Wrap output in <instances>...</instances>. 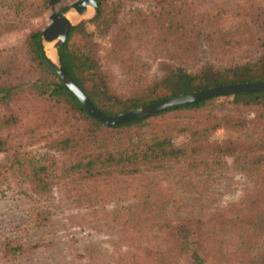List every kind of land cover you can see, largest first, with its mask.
<instances>
[{"label": "trees", "instance_id": "1", "mask_svg": "<svg viewBox=\"0 0 264 264\" xmlns=\"http://www.w3.org/2000/svg\"><path fill=\"white\" fill-rule=\"evenodd\" d=\"M47 1L0 0V35L29 28L19 45L0 51V193L13 183L27 197L32 227L49 220V196L56 184L93 192L94 198L102 188L124 193L131 200L112 210L111 220L145 240L121 254L127 264H167L180 257L202 261L204 244L224 233L235 237L236 264H264V91L218 95L105 125L83 109L45 61L40 29L30 22L43 14ZM175 2L149 14L135 7L131 19L112 33L110 53L127 75L143 64L133 55V44L174 62L126 97L113 91L85 22L70 26L56 47L59 67L97 110L116 115L163 97L264 81V10L259 5L240 7L237 22L224 27L215 13ZM98 13L97 6L94 17ZM111 18L97 27L110 26ZM227 55L230 60L224 61ZM21 70L36 76L23 79ZM23 92L43 102L28 124L16 110ZM224 96L230 98L218 100ZM219 128L233 135L209 140ZM177 136L184 140L174 143ZM227 157L249 178L241 199L207 215L179 213L182 195L196 192L192 178L227 166ZM178 188L177 198L169 201ZM3 245L4 255L23 250L16 240Z\"/></svg>", "mask_w": 264, "mask_h": 264}, {"label": "rangeland", "instance_id": "2", "mask_svg": "<svg viewBox=\"0 0 264 264\" xmlns=\"http://www.w3.org/2000/svg\"><path fill=\"white\" fill-rule=\"evenodd\" d=\"M73 1L58 0L54 9L59 12L61 8H64L60 12L64 16L73 12L76 16L70 20L72 25L80 21L85 22V29L92 33V38L97 46L98 62L106 72H109L111 86L116 94L123 97L131 95L138 88L147 85L155 76L162 74L166 67L174 65V62L158 57L148 49L133 44L132 53L141 58L143 64L135 74L127 75L125 69L119 66L117 60L110 53L112 33L120 22L131 19L135 7L149 14L157 11L161 6H167L171 0H96L99 11L96 17L94 16L97 6L92 8L87 5L86 13L80 15L69 8V4ZM175 1V4L178 5H183L185 2L193 11L215 13L224 27L234 25L237 22L236 11L249 3L259 5L264 10V0ZM48 13L49 7L47 5L41 16L31 19L30 27L41 30L47 23ZM108 16H113L110 21L114 23L112 22L113 24L106 27H97L96 24ZM28 31L29 28L25 27L1 34L0 51L19 45ZM45 46L42 45L43 48ZM53 50L56 58V50L54 48ZM18 51L16 52L20 56ZM223 59L224 61L230 60V56H224ZM21 71L19 75L23 79H33L36 76L35 73L28 74L24 70ZM20 96V100L16 103V110L18 109L17 112L25 121L24 123L28 124L35 113L41 110L43 102L39 99L30 98L25 92ZM229 98L230 96L218 97V100ZM231 135L233 134L229 130L219 128L210 133L209 140L220 141ZM183 140L184 136H177L173 141L178 144ZM37 146L34 145L29 148L33 149ZM2 155L0 152V159ZM226 161L227 166L211 171L208 175L192 178V182L197 184L196 192H193L192 195L188 193L182 195L183 203L179 213L186 215L191 212L193 215H207L241 199L249 184V178L230 163V157H227ZM181 187L185 190L189 188L188 185L186 188L185 184ZM178 192L179 188L175 190L174 195L168 196L169 201L173 202L177 198ZM130 200V197L114 189L106 191L105 188H102L101 191L95 192L94 198L93 192L81 193L79 190L68 189L56 184L52 187L49 196V220L43 226L32 227L28 223L29 202L27 197L13 183H10V187L5 188L0 193V264H127L130 261H121V254L126 249L135 246L136 240L140 241V244L145 240L143 234L139 232L123 231L119 223L111 220V211L119 209ZM169 211L173 212V209L170 207ZM133 236L135 240L133 238L132 241L128 240V237ZM218 238L222 242L220 252L216 249ZM218 238H212L204 244L200 252L202 261L194 262L188 258L180 257L166 263L236 264L235 237L231 233H224L223 235L219 234ZM8 239L21 243L23 250L13 255H4L3 244ZM142 262L157 264L156 261Z\"/></svg>", "mask_w": 264, "mask_h": 264}, {"label": "water", "instance_id": "3", "mask_svg": "<svg viewBox=\"0 0 264 264\" xmlns=\"http://www.w3.org/2000/svg\"><path fill=\"white\" fill-rule=\"evenodd\" d=\"M58 0H48L47 5L49 7V13L47 15L46 25L39 31V39L41 45L45 42H52L53 48L63 43L70 26L72 24L64 16V14L55 11L54 5ZM95 8L97 6L96 0H74L69 4V8H72L76 13L83 14L86 11V6ZM42 53L46 63L55 75L62 81V83L72 92L80 102L83 109L92 117L96 118L105 125H113L126 121L129 119H135L148 114L154 113L168 106L179 105L183 103H189L206 99L218 95L234 94L242 91H264V81H249L238 82L225 85H217L208 87L202 90L193 91L189 93L177 94L168 97L160 98L156 101L145 103L127 111L116 115H107L97 110L88 100L85 93L61 70L56 55V62L51 61L44 53L42 47Z\"/></svg>", "mask_w": 264, "mask_h": 264}, {"label": "bare ground", "instance_id": "4", "mask_svg": "<svg viewBox=\"0 0 264 264\" xmlns=\"http://www.w3.org/2000/svg\"><path fill=\"white\" fill-rule=\"evenodd\" d=\"M86 11H87V9H86ZM65 16H67L68 17L67 19L70 21V20L74 19L76 15L73 12L72 13L70 12L67 15L65 14ZM43 44L46 45L45 48H43L45 55L51 61L56 62V61H54L56 58H55V53L53 50L52 42H46V43L44 42ZM52 59H54V60H52Z\"/></svg>", "mask_w": 264, "mask_h": 264}]
</instances>
